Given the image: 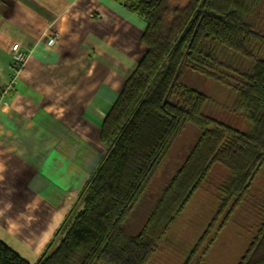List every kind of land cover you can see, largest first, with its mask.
Here are the masks:
<instances>
[{
    "label": "trees",
    "instance_id": "trees-1",
    "mask_svg": "<svg viewBox=\"0 0 264 264\" xmlns=\"http://www.w3.org/2000/svg\"><path fill=\"white\" fill-rule=\"evenodd\" d=\"M119 1L145 22V50L102 123L98 167L33 264H150L172 252L177 236L190 246L174 229L221 167L214 215L183 257L196 264L264 168V35L255 29L264 0ZM188 74L229 91L246 129L207 113L212 100L184 81ZM189 125L198 139L140 231L129 233L128 220ZM0 264L31 263L0 239ZM238 264H264V220Z\"/></svg>",
    "mask_w": 264,
    "mask_h": 264
},
{
    "label": "crops",
    "instance_id": "crops-1",
    "mask_svg": "<svg viewBox=\"0 0 264 264\" xmlns=\"http://www.w3.org/2000/svg\"><path fill=\"white\" fill-rule=\"evenodd\" d=\"M144 27L119 0H0V239L31 264L100 163Z\"/></svg>",
    "mask_w": 264,
    "mask_h": 264
},
{
    "label": "rangeland",
    "instance_id": "rangeland-1",
    "mask_svg": "<svg viewBox=\"0 0 264 264\" xmlns=\"http://www.w3.org/2000/svg\"><path fill=\"white\" fill-rule=\"evenodd\" d=\"M255 29L264 35V4L259 9V14L255 17ZM184 81L191 86L200 87L211 98L212 102L207 109V113L222 120L239 130H245L247 125L241 115L232 110L233 95L212 81H203L193 74L185 76ZM199 130L189 125L176 144L171 149L164 163L160 166L149 188L147 197L134 210L126 224V230L131 234L140 231L146 221L147 214L160 196L161 188L165 182L171 178L184 162L186 155L196 142ZM226 176V171L221 167H215L210 178V184L205 185L193 202L190 203L187 215L177 223L174 233L184 234L190 241V246H186L184 239L176 237L180 243L173 246L172 252L163 250L150 264H182L183 257L188 253V248L193 244L196 234L202 232L207 222L214 215L216 209V186ZM264 220V168L254 181L245 200L232 216L228 225L218 233L214 244L207 249L204 254H200L196 264H238L240 258L252 239V236L259 229ZM197 224H191V222ZM173 234L171 236H173ZM170 236V235H168ZM167 236V238H168ZM182 241V242H181ZM168 243V242H167Z\"/></svg>",
    "mask_w": 264,
    "mask_h": 264
},
{
    "label": "built area",
    "instance_id": "built-area-1",
    "mask_svg": "<svg viewBox=\"0 0 264 264\" xmlns=\"http://www.w3.org/2000/svg\"><path fill=\"white\" fill-rule=\"evenodd\" d=\"M57 40L56 36H52L48 38V45L53 46L55 45ZM29 53L27 50H25L20 44H15L12 47V53H11V58H12V71L14 77L18 75L20 69L24 67V65L27 62Z\"/></svg>",
    "mask_w": 264,
    "mask_h": 264
}]
</instances>
